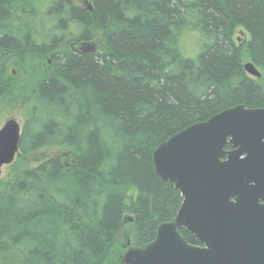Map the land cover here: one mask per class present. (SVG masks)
<instances>
[{
    "label": "trees",
    "instance_id": "obj_1",
    "mask_svg": "<svg viewBox=\"0 0 264 264\" xmlns=\"http://www.w3.org/2000/svg\"><path fill=\"white\" fill-rule=\"evenodd\" d=\"M90 1L0 0V112L23 108L0 176V264H107L128 223L143 247L182 201L156 147L224 109L264 108V0Z\"/></svg>",
    "mask_w": 264,
    "mask_h": 264
},
{
    "label": "water",
    "instance_id": "obj_2",
    "mask_svg": "<svg viewBox=\"0 0 264 264\" xmlns=\"http://www.w3.org/2000/svg\"><path fill=\"white\" fill-rule=\"evenodd\" d=\"M243 67L260 76L252 62ZM20 134L14 118L0 125V174L19 153ZM152 160L182 201L174 221L123 264H264V108L236 105L194 123L158 145Z\"/></svg>",
    "mask_w": 264,
    "mask_h": 264
},
{
    "label": "rangeland",
    "instance_id": "obj_3",
    "mask_svg": "<svg viewBox=\"0 0 264 264\" xmlns=\"http://www.w3.org/2000/svg\"><path fill=\"white\" fill-rule=\"evenodd\" d=\"M77 5H81V0H73ZM36 22L38 23L39 26L42 25V20H41V16L39 15L38 18H36ZM45 28L47 30L50 29V25L45 24L44 25ZM235 37L238 38H242L243 40L246 39L245 35H242L240 33V31H236L235 32ZM193 42L192 41H187L185 42V49L186 50H191L193 48ZM72 45V44H71ZM70 45V46H71ZM95 48V44L92 43L91 44V50H93ZM70 49V47H69ZM71 50V49H70ZM1 111L0 112V124L3 122L4 119L6 118H15L19 121V123L22 124V117H23V108H19V107H14L11 110H5V112ZM59 149H55V148H50V149H45L43 151V153L45 154H52V153H56L58 152ZM6 167L3 168V173L5 172ZM128 194L131 196L135 195V191L133 189H129L128 190ZM133 240H134V232H133V228L130 225V223H128L124 229L122 230V234L119 238V247L121 248V253L119 255V257H114L111 256L109 259V262L107 264H123L124 263V259L130 254V252L134 251V250H138L140 248H138L137 246L133 245ZM125 244H128L127 246H125Z\"/></svg>",
    "mask_w": 264,
    "mask_h": 264
},
{
    "label": "flooded vegetation",
    "instance_id": "obj_4",
    "mask_svg": "<svg viewBox=\"0 0 264 264\" xmlns=\"http://www.w3.org/2000/svg\"><path fill=\"white\" fill-rule=\"evenodd\" d=\"M82 2H84V0H82Z\"/></svg>",
    "mask_w": 264,
    "mask_h": 264
}]
</instances>
